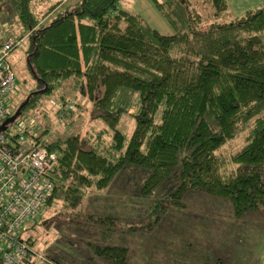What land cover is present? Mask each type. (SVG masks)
<instances>
[{
	"label": "trees",
	"instance_id": "obj_1",
	"mask_svg": "<svg viewBox=\"0 0 264 264\" xmlns=\"http://www.w3.org/2000/svg\"><path fill=\"white\" fill-rule=\"evenodd\" d=\"M45 1L13 0L26 30V68L36 80L9 128L51 98L59 103L58 120L72 128L51 133L34 115L32 132L24 130L27 141L59 155L47 205L56 198L74 207L82 190L115 181L125 195L122 183L132 184L127 175L135 171L142 178L134 188L147 214L142 220L155 215L142 230L171 216L185 220L191 192L203 193L197 220L207 219L204 205L217 220L226 205L234 219L264 210V3L234 16L226 0L156 2L175 29L163 35L115 11L118 0H55L43 22L36 9ZM0 31L19 43L25 36L1 25ZM74 108L90 110L85 124ZM10 109L9 117L16 111ZM124 195L128 208L131 197ZM108 207L93 217L110 241L90 245L110 264H123L127 246L109 235L130 232L118 227L127 208L113 216ZM26 242L32 244L30 235Z\"/></svg>",
	"mask_w": 264,
	"mask_h": 264
},
{
	"label": "rangeland",
	"instance_id": "obj_2",
	"mask_svg": "<svg viewBox=\"0 0 264 264\" xmlns=\"http://www.w3.org/2000/svg\"><path fill=\"white\" fill-rule=\"evenodd\" d=\"M53 1L55 0L45 1L43 5L38 6L36 9L38 16L41 17L43 22L48 21L51 17V14L47 16H42V14ZM162 1L163 0H118L115 5V11L123 10L136 15L141 18L144 23L156 29L159 33L170 35L175 33V29L163 16L162 12L159 11L156 5V2ZM209 10L210 7H206L202 12H207ZM0 25L2 27L11 28V30L17 33H26V30L18 23L14 11L13 0H0ZM27 44L28 41L25 34L21 42L10 52L8 58L15 74L17 84L16 92L9 97L13 112L35 86L36 79L26 68L25 49ZM57 105L59 106V103L54 98L48 100L44 99L42 105L36 111L30 110L26 112L24 115L20 116V120L24 121L26 128L32 132L30 120L36 115L38 116L36 120H42L41 123H47L49 125L51 133L65 131L67 134L72 128L64 125L62 120H58ZM89 111H78L74 108V113L80 112V115L84 118L83 124L86 123V118L90 117ZM129 133L130 130L128 131V135ZM49 136L46 135L45 138ZM127 176L132 184H129L127 181L125 187L124 183L120 182L123 188H125V195L122 194L119 185H117L118 183L115 181L110 187L104 189L90 187L86 190H82L83 192L81 194L83 195L79 200L80 202L74 207L65 206L61 199L56 198L46 205L40 216L28 225L23 234V239L29 235L32 237L33 242L30 245L31 248L43 256V259H37L33 264H110L107 259L97 254V248L90 245V243L102 245V243L107 244L110 241H106L105 234L102 237L101 230L103 226L99 223L100 220H94L93 216L100 215L104 212L102 210L100 211L98 207H103V205L105 207L106 203L109 206L108 208H110V211H107L108 213L113 214V216L120 215L119 210L122 209L124 211L125 208H127V201L125 199L121 200L120 198H123V195L128 198L127 194L131 197V200L128 201L129 209L127 208V211L125 210L123 213L118 227L120 228L123 225V229H129L130 232L121 235H115L114 232L109 235L112 236V243H122L124 246H127L125 264H178L203 261L215 262L217 260H221L223 264H257V257L260 253L259 247L263 244L264 210L249 212L242 215L240 218L234 219L231 216V208L226 205L224 208H221L222 210L220 212L222 213L224 211L227 213L222 214L224 215L222 220H225V224L223 227L218 228V230L213 231V228H210L199 240L194 239V242H192L193 235L185 232V234L181 235L179 238L183 240L186 236L187 239L185 240V244H179L177 239L171 241L172 235H170V239L165 242L166 246H177L178 248L173 251L174 257L169 259L168 256L171 254L170 252L166 253L164 241L162 240L169 236L170 231H165L162 237L154 234V240H152V231L148 232L140 229L139 226L141 224L153 222L155 215L151 217L152 220H142L143 216H147V214L143 209L142 203L140 202L138 205L139 199L137 198L140 197L135 195L137 190H134L137 182L142 179L141 175L133 171L132 173H128ZM133 190L134 192H132ZM202 194L201 192H191L189 194V198L191 197V199L188 200V203L191 213L181 217V219H185L184 221L185 224H187V229L189 224L195 225L194 231L197 227L199 229L204 228L201 223H198L197 217L195 218V211L197 208L195 206V204H197L196 200H198V198L201 199ZM97 195L102 199L99 200L100 202L92 200L93 197L97 198ZM194 195L195 197H192ZM115 199L116 201L113 202ZM117 201L121 205L119 204L120 206L118 205L116 209L114 208V204H116ZM123 204L125 205L124 207L122 206ZM204 208L207 209V213L205 214L207 215V219L203 217V220H217L218 217L214 216V218L211 216L213 212L211 208L205 205ZM88 213H90L91 217H89V220H86L85 217ZM143 213H145V215H141ZM171 220H174L172 216ZM232 220L237 221L234 223ZM165 221L166 220H159L153 226L156 232L165 224ZM244 224L248 225L244 226ZM249 224H251L252 229H255L254 231L250 232L246 229L249 227ZM194 237H196L195 232ZM247 241L250 242V248L249 251L245 253L243 247L245 248V243ZM158 243L159 245L156 248V252L155 250L152 252V245ZM239 244H241L240 247ZM0 264L3 263L0 261Z\"/></svg>",
	"mask_w": 264,
	"mask_h": 264
},
{
	"label": "built area",
	"instance_id": "obj_3",
	"mask_svg": "<svg viewBox=\"0 0 264 264\" xmlns=\"http://www.w3.org/2000/svg\"><path fill=\"white\" fill-rule=\"evenodd\" d=\"M18 43L4 38L0 31V126L10 116L9 97L17 90L8 58ZM9 125L7 122L0 129V261L33 264L43 256L31 248L23 234L40 216L54 190L53 172L59 155L39 142L27 141L24 121L12 128Z\"/></svg>",
	"mask_w": 264,
	"mask_h": 264
},
{
	"label": "crops",
	"instance_id": "obj_4",
	"mask_svg": "<svg viewBox=\"0 0 264 264\" xmlns=\"http://www.w3.org/2000/svg\"><path fill=\"white\" fill-rule=\"evenodd\" d=\"M226 2L228 4L229 10L232 13V15L240 16L241 14H243L247 10L254 9V8L261 6L264 3V0H226ZM197 221L198 222L201 221L200 223L204 226V228L199 229L197 227L194 231L195 225L192 226L191 224H189L188 229H187L186 228L187 224H185L184 220H168V221L166 220L165 224L159 228L158 232H156L155 228H153V227H152V229H148L145 231H148V232L152 231V235H151L152 240H154V238H153L154 234H157V235L162 237L164 235L165 231H170L169 236L167 238H164L163 240L162 239L161 240L164 241L166 253L170 252V254H171L170 256H168L169 259H172V257H174L173 251H175L176 248H178V247L177 246H172V247L166 246L165 242H166V240L170 239L169 238L170 235H172L171 239H170L171 241H175L177 239V242L179 244H181V243L185 244L186 243L185 240L187 239L186 236L184 237L183 240L179 239L181 235L185 234V232L191 233L193 235L192 242H194V239L199 240L200 237H203V235L205 234V232L208 229L213 228V231H215V230H218V228L223 227L225 224V220H197ZM232 221L234 223H236L237 220H232ZM247 225L248 224H246V226ZM246 229L250 232L255 230V229H252L251 224H249V227ZM194 232H195L196 237H194ZM248 240H250V239H248ZM249 244H250V242L247 241L245 243V248L243 247V251L245 253H246V251H249V248H250ZM158 245H159V243L152 245L153 246L152 252L154 250L156 252V248ZM240 245L241 244H239V247H240ZM259 251H260V253L257 257V264H264V234H263V244L261 247H259ZM203 262H205V261H203ZM203 262H197V263H203ZM123 264H125V262ZM230 264H232V263H230Z\"/></svg>",
	"mask_w": 264,
	"mask_h": 264
},
{
	"label": "water",
	"instance_id": "obj_5",
	"mask_svg": "<svg viewBox=\"0 0 264 264\" xmlns=\"http://www.w3.org/2000/svg\"><path fill=\"white\" fill-rule=\"evenodd\" d=\"M39 91H42V89L39 90ZM26 102H27V98H25L24 101H23V102L17 107L15 113H14L11 117H9L7 120H5V121L3 122V124L0 126V129H3V128H4V125H5L7 122H11V121H13V120L15 119V117H16L17 115H19L21 108L23 107V105H24Z\"/></svg>",
	"mask_w": 264,
	"mask_h": 264
}]
</instances>
